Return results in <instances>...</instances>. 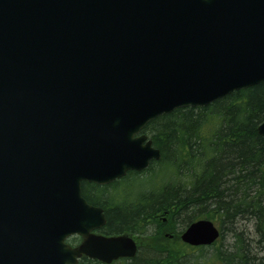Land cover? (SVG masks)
Returning <instances> with one entry per match:
<instances>
[{
  "label": "water",
  "instance_id": "95a60500",
  "mask_svg": "<svg viewBox=\"0 0 264 264\" xmlns=\"http://www.w3.org/2000/svg\"><path fill=\"white\" fill-rule=\"evenodd\" d=\"M262 83L264 0H0V264L135 257L93 234L106 219L82 184L160 161L158 117ZM221 234L201 219L181 239Z\"/></svg>",
  "mask_w": 264,
  "mask_h": 264
},
{
  "label": "trees",
  "instance_id": "16d2710c",
  "mask_svg": "<svg viewBox=\"0 0 264 264\" xmlns=\"http://www.w3.org/2000/svg\"><path fill=\"white\" fill-rule=\"evenodd\" d=\"M263 121L264 83L162 115L144 131L161 152L148 172L170 166L173 181L132 198L119 186L141 178L128 173L114 184L120 193L108 198L105 189L83 183V197L104 209L110 231L147 234L156 224L135 264H264ZM200 219L214 222L222 236L211 246L190 247L180 236ZM171 228L176 241L164 237Z\"/></svg>",
  "mask_w": 264,
  "mask_h": 264
},
{
  "label": "flooded vegetation",
  "instance_id": "af4514ba",
  "mask_svg": "<svg viewBox=\"0 0 264 264\" xmlns=\"http://www.w3.org/2000/svg\"><path fill=\"white\" fill-rule=\"evenodd\" d=\"M146 172V171H145ZM130 173H134V172H130ZM144 173V172H143ZM137 174V173H136ZM129 175V174H128ZM125 179V178H124ZM119 180L109 184V185H104V186H100V185H97V184H92V185H95L97 187H100V188H103L105 189L104 191H107V195H108V198L111 197L112 195L114 196L116 193H120L119 192V189H118V192L116 191L115 187H114V184L117 183ZM121 181V180H120ZM91 184V183H89ZM121 185V183H119ZM124 184H122L121 187L123 186ZM82 188H83V185H82ZM152 189V188H150ZM150 189L147 188V192L150 191ZM92 190H96L95 188H92ZM124 191V188L121 189V192ZM144 192V191H143ZM140 193V192H139ZM101 208V207H100ZM104 211V209H103ZM104 215H105V219H106V224L104 226H102L101 228L95 230L93 232L94 235L96 236H102V237H106V238H113V237H122V236H126V237H129L131 238L135 244L137 245L138 247V253L136 254L135 257H122V258H119L117 260H113L111 263H104V262H101L97 259H93V258H90L86 255H83L81 256L79 259H78V264H135V260L136 258L138 257L140 251L142 250L143 248V244H142V241L141 239L146 236V234H141V233H136L135 231L129 233V232H123V231H120V232H114V231H110L109 229L111 228L109 226V219L107 217V214L105 213L104 211ZM164 222L167 223V220L164 219ZM154 229H156V224L152 226ZM176 231L177 229H173L171 228L170 230H167L165 233H164V237L166 239H170V240H173L174 236H175V240H178L176 235ZM85 242V238L80 236V235H75V236H71L69 237L65 243L68 244L71 248H78L80 247L83 243Z\"/></svg>",
  "mask_w": 264,
  "mask_h": 264
},
{
  "label": "rangeland",
  "instance_id": "374dc122",
  "mask_svg": "<svg viewBox=\"0 0 264 264\" xmlns=\"http://www.w3.org/2000/svg\"><path fill=\"white\" fill-rule=\"evenodd\" d=\"M139 177L141 179H137V180H132L130 182L124 183V185L122 186V188H124L123 193H121V195H132V198H136L139 192H143L145 190L150 189V188H154V186L163 184V183H168V182H172L173 181V169L170 166H159L155 169V171H153L152 173L149 174V172L147 173H143L141 175H139ZM246 224H248V222H246ZM250 224V228H252L253 224H251V222H249ZM153 228L149 229L150 233H147L146 236H144L141 241L143 244V247H146V245L151 241V232H152ZM243 230V229H241ZM252 231V229H251ZM252 237L254 236L253 234L251 235ZM232 237L231 234H228V241H230V238Z\"/></svg>",
  "mask_w": 264,
  "mask_h": 264
}]
</instances>
